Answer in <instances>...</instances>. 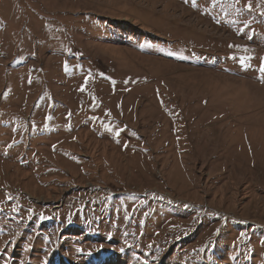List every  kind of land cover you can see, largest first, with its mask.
<instances>
[{"label":"rangeland","instance_id":"374dc122","mask_svg":"<svg viewBox=\"0 0 264 264\" xmlns=\"http://www.w3.org/2000/svg\"><path fill=\"white\" fill-rule=\"evenodd\" d=\"M262 58L264 0H0V264H264Z\"/></svg>","mask_w":264,"mask_h":264},{"label":"snow or ice","instance_id":"6c2138e0","mask_svg":"<svg viewBox=\"0 0 264 264\" xmlns=\"http://www.w3.org/2000/svg\"><path fill=\"white\" fill-rule=\"evenodd\" d=\"M260 71H261L262 73H264V58H262V64H261ZM117 135H119L118 132H117Z\"/></svg>","mask_w":264,"mask_h":264}]
</instances>
